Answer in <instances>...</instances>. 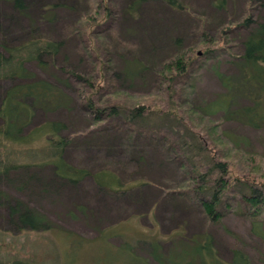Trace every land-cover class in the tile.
Instances as JSON below:
<instances>
[{
	"label": "rangeland",
	"instance_id": "obj_1",
	"mask_svg": "<svg viewBox=\"0 0 264 264\" xmlns=\"http://www.w3.org/2000/svg\"><path fill=\"white\" fill-rule=\"evenodd\" d=\"M25 1L34 17L40 4H57L46 20L35 25L39 32L63 40L57 64L95 79L100 77L99 61L105 62L101 88L94 96L97 104H105L109 98L126 106L150 105L153 112L129 119L128 111L121 110L118 116L97 123H102L101 130L91 132L97 125L91 124L92 117L83 101L88 87L58 68L27 64L39 77L59 84L68 82V86H60L72 98L70 109L38 111L34 119L67 123L64 134L72 143L66 160L92 174L107 170L123 183L138 185L114 194L100 189L87 175L76 186L64 184L43 192L36 185L17 189L16 184L0 178L1 191L44 215L53 225L52 232L22 233L7 221L5 208H0V231L7 241L0 243L1 253L11 249V255L28 259L34 249L53 240L65 254L71 250L70 238H82L76 264H91L93 252L101 251L98 246L105 244L115 250L124 239L149 238L147 235L155 239L181 226L186 236L209 232L225 260H230L231 249L240 247L254 263L264 264V224L261 235L252 231L249 208L241 201L244 187L233 185L221 203V219L207 220L199 200L209 194L197 190L199 182L192 170L199 165L198 170L205 172L210 164L202 161L200 154L194 155V149L191 154L186 152L181 146L184 139L192 144L199 140L185 130L182 121L166 114V94L170 93L171 99L187 98L191 104L205 106L226 92L219 74L236 76L235 55L241 52V40L248 29L241 21L247 15L258 20L264 12V0H228L222 10H216L214 0H178L185 5L184 11L148 0L135 13L127 12L131 0ZM104 8L108 12L105 19ZM89 17L102 19L91 31L87 29ZM28 26L27 18L18 16L10 3L0 0V45L6 38L15 42L24 37ZM205 36L212 38L211 42L202 43ZM207 47L212 49L206 55L203 50ZM181 52L191 57L189 72L170 83L163 64ZM9 84L0 81V94ZM249 104L246 97L238 96L232 108ZM206 115L204 119L193 115L189 120L194 122L191 127L201 142L217 159L228 162L239 177H264V126H250L220 110ZM213 125L210 133L208 128ZM44 174H49L48 168ZM179 192L186 194L185 199L175 194ZM101 231L111 234L98 240ZM162 243L164 248L170 245L167 239ZM47 258L53 262L50 255ZM106 262L114 264L109 256Z\"/></svg>",
	"mask_w": 264,
	"mask_h": 264
},
{
	"label": "trees",
	"instance_id": "obj_2",
	"mask_svg": "<svg viewBox=\"0 0 264 264\" xmlns=\"http://www.w3.org/2000/svg\"><path fill=\"white\" fill-rule=\"evenodd\" d=\"M3 1L10 3L18 16L29 20V29L25 30L24 37L19 40L12 42L6 38L0 45V81L10 82L0 94V178L16 184L17 189L36 185L43 192L48 188L55 189L64 184L76 186L87 175L93 177L100 189L114 194L136 187L138 183H123L111 171L99 170L92 174L87 168L74 166L66 160L67 148L72 143V139L64 134L68 129L67 123L59 119L37 122L34 119L38 111L47 113L55 109H70L72 98L60 86L63 84L66 87L68 82L59 84L39 77L28 68L27 64L34 63L40 68L48 66L58 68L57 70L68 74L80 85L88 87L89 93L83 97V101L92 117L91 124L97 125L90 130L91 132L101 130L102 123H97L118 116L121 110L128 111L129 119H137L146 113H152L150 105L126 106L118 100L110 101L109 98L106 99L105 104H97L94 96L101 88L105 62L99 61L100 77L95 79L67 68L64 64H57L63 48V40L43 34L35 26L37 21L46 20L50 16L57 4H40V9L34 17L25 0ZM145 1L148 0H131L127 12L135 13L139 5ZM155 1H162L178 11L186 9L178 0ZM227 1L214 0L213 5L216 10H222ZM104 9L103 19L108 16L106 8ZM88 19L90 21L88 31L102 20L97 21L96 17ZM241 25L248 29L241 40V52L235 55L237 74L235 77L219 74L222 84L227 88L226 92L205 106L191 104L187 98L171 99L170 93L166 94L169 104L166 114L182 121L185 130L190 135L193 133L192 135L199 140L197 144H192L184 139L181 146L186 152L191 154L194 149L197 152L194 155L200 154L204 158L202 161H208L210 164L209 170L205 172L198 170L199 165H194L192 170L194 178L196 177L199 182L197 190L209 194L207 198L199 200L207 220L217 222L221 219L220 206L226 192L233 185H240L245 189L241 201L246 204V208H249L248 214L252 218L251 229L261 235L263 233L261 227L264 224V177L236 175L228 162L217 159L212 150L206 147L205 142H201V137L191 127L195 126L194 122H190L193 115H199L200 119H204V116H209L206 113L220 110L224 115H235L236 119L250 126H264V12L258 20H252L247 15L241 21ZM211 39L205 36L202 43L205 44ZM211 49V47L205 48L203 54H209ZM191 62L190 56L183 52L176 53L170 62L163 64V73H167L169 82L173 83L189 72ZM238 96L246 97L250 104L233 109V101ZM157 111L159 112L160 109L157 108ZM214 127V125L209 127L208 131L213 132ZM207 135L213 141L208 132ZM45 168L49 169V174L43 176L42 172ZM175 194L185 199L184 192ZM237 206L240 208L239 205ZM0 208H5L7 221L17 231L40 235L53 230L52 223L44 215L20 200L10 198L1 190ZM240 211L243 210L240 208ZM184 231L185 228L183 230L178 226L166 236L161 235L155 239L149 235H147L149 238H135L133 241L124 239L115 250L103 244L98 246L101 251H96L95 254L93 252L91 264H107L108 256L114 264H256L240 247L231 249L230 260L223 259L214 237L207 231L192 233L190 236H186ZM110 234L111 232L101 231L98 240L106 239ZM166 239L169 240L170 245L164 248L162 242ZM6 242L5 233L0 231V243ZM68 242H72L71 250L65 254L61 252L56 242L50 240L45 247L34 249L33 255L28 259L11 255V249L5 250L2 254L0 248V264H76L82 238H70ZM5 245L8 248L12 247L11 244ZM49 255L53 262L47 258Z\"/></svg>",
	"mask_w": 264,
	"mask_h": 264
}]
</instances>
